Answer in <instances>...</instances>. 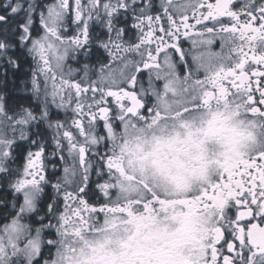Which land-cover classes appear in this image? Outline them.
I'll return each instance as SVG.
<instances>
[{"label": "snow or ice", "instance_id": "1", "mask_svg": "<svg viewBox=\"0 0 264 264\" xmlns=\"http://www.w3.org/2000/svg\"><path fill=\"white\" fill-rule=\"evenodd\" d=\"M201 136L198 264H264V0H0V264H80Z\"/></svg>", "mask_w": 264, "mask_h": 264}, {"label": "flooded vegetation", "instance_id": "2", "mask_svg": "<svg viewBox=\"0 0 264 264\" xmlns=\"http://www.w3.org/2000/svg\"><path fill=\"white\" fill-rule=\"evenodd\" d=\"M95 31L103 35L98 25ZM183 46L187 49L190 44L185 42ZM210 141L205 138L196 145L167 147L163 159L168 173L175 166L179 174L157 177L161 188L167 189L164 203L143 208L133 198L123 211L117 209L110 214L107 221L98 219V232L81 233L84 243L77 244L76 252L80 264H198L202 226L196 192L200 183L207 181L209 165L216 166V159L210 156ZM193 148L198 152L194 158ZM143 151L151 152L152 146L144 145ZM181 155L193 159L190 167L180 159Z\"/></svg>", "mask_w": 264, "mask_h": 264}, {"label": "clouds", "instance_id": "3", "mask_svg": "<svg viewBox=\"0 0 264 264\" xmlns=\"http://www.w3.org/2000/svg\"><path fill=\"white\" fill-rule=\"evenodd\" d=\"M228 127L229 128H232V129H235V131L236 132H245V129H244V126L243 125H241L240 123H239V118H236V117H234L230 122H229V125H228ZM232 133L231 132H229V133H226V135H231ZM205 139V137H203V136H201L200 137V140H204ZM210 143H211V147H212V149L215 151V153H216V155L215 156H213V157H211V159H213V160H215V159H217V158H219L220 157V155H221V153L223 152V144L225 143V141H223V140H221V141H219V142H217L215 139H213V140H211L210 141ZM196 155H198V152H197V150L195 149V148H193L192 149V152H191V157L192 158H194ZM173 159L175 158V157H172ZM180 159L184 162V164L186 165V166H191L192 165V163H193V159H190L188 156H183V155H181L180 156ZM215 165L214 164H211V165H209V167H208V172H209V174L212 172V171H214V169H215ZM179 173L177 172V170H176V168H175V166H172V169H171V172L170 173H168V175H171V176H176V175H178ZM87 251V250H86Z\"/></svg>", "mask_w": 264, "mask_h": 264}, {"label": "trees", "instance_id": "4", "mask_svg": "<svg viewBox=\"0 0 264 264\" xmlns=\"http://www.w3.org/2000/svg\"><path fill=\"white\" fill-rule=\"evenodd\" d=\"M2 194V192L0 193V195Z\"/></svg>", "mask_w": 264, "mask_h": 264}]
</instances>
